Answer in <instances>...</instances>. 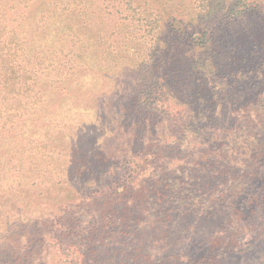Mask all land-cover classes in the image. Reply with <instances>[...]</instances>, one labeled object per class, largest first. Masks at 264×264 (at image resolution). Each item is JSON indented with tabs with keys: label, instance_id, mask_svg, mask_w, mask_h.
<instances>
[{
	"label": "trees",
	"instance_id": "1",
	"mask_svg": "<svg viewBox=\"0 0 264 264\" xmlns=\"http://www.w3.org/2000/svg\"><path fill=\"white\" fill-rule=\"evenodd\" d=\"M6 1L0 0L6 264H221L220 250L242 251L231 247L240 227L227 234L240 222L232 215L247 219L244 228L264 241V221L252 220L264 211L251 209L247 217L233 207L219 225L209 207L218 201L228 209L241 199L247 175L232 173L234 162L244 165L264 143V85L246 81L242 88L236 82L249 75L264 79V36L244 41L233 28L255 15L264 21V0H189L188 10L159 0L161 8L140 19L126 14L123 20L133 28L121 51L128 90L119 101L113 95L101 99L93 131L70 130L66 117L80 116L87 97L83 88L76 90L69 61L59 78L53 75L65 48L37 50L19 29L7 30ZM122 2L130 14L141 10L137 0ZM205 170L218 178L207 204L197 200L209 187L199 182ZM254 202L264 209V194ZM190 220L213 223L209 251L195 259L159 257L169 238L163 228Z\"/></svg>",
	"mask_w": 264,
	"mask_h": 264
},
{
	"label": "rangeland",
	"instance_id": "2",
	"mask_svg": "<svg viewBox=\"0 0 264 264\" xmlns=\"http://www.w3.org/2000/svg\"><path fill=\"white\" fill-rule=\"evenodd\" d=\"M181 4L186 10L189 7V0H175ZM147 2V5H144ZM9 0L5 2L4 12L6 18L11 19L6 21L7 30L19 29V35L26 42V45H34L39 48L45 47V51L55 53L57 49L65 48V54L59 58V69L53 72L56 78L60 77V69L69 61V67H72L71 76L74 84L79 85L76 90L83 88V93L87 100L83 102V107L80 109V116L74 114L66 117L70 121V130L75 127L81 130H94L95 116L94 110L101 109L102 100L105 97L113 95L117 101L120 100L122 94H126L128 90L121 69L127 67L121 58L123 47L129 45V36L132 37V24L130 21L123 20L126 14L136 15L140 19L151 8H161L159 0H137L136 5L141 7L139 12L130 14L127 6L122 0ZM27 4V5H26ZM130 26L129 28L127 27ZM235 26V31L239 32V36L244 41H248L249 37L264 36V21L255 15L248 19H243L238 27ZM219 35V33H217ZM5 38H10V33L6 32L3 35ZM128 38V40H127ZM249 43V42H248ZM246 45L241 46L243 49ZM34 50L33 51H37ZM240 51V50H239ZM71 53V54H70ZM77 56H80L79 58ZM66 58V59H64ZM221 58L227 60V55L224 54ZM62 60V61H61ZM61 61V63H60ZM75 61L78 65H75ZM68 63V64H69ZM121 63L123 66L121 67ZM246 66V65H244ZM248 71V70H247ZM245 74V72H243ZM249 75V74H248ZM67 76V78H68ZM247 77V78H246ZM63 78H66L63 77ZM62 78V79H63ZM246 81L260 83L264 85V79H254L253 75L238 78L236 82L241 83L242 88L246 85ZM132 87V85L130 84ZM129 87V86H128ZM245 88V87H244ZM244 92L246 90L244 89ZM242 94L243 93L242 90ZM102 99V100H101ZM101 100V101H100ZM96 103V107L94 104ZM117 109V106H116ZM114 110V108H113ZM240 110V109H239ZM238 111V110H237ZM232 113V112H231ZM72 118V121H71ZM234 123V120L232 121ZM259 151L254 154L253 158L248 160L243 159L242 162H234L235 169L232 173L242 174L246 172L244 179L246 182L243 188L242 196L239 201L233 202V206L224 209L218 201H213V206H209L213 213V222H219L221 225L230 216L231 211L238 210L248 217L251 209H264L257 207L254 202L255 196L264 194V143H259ZM252 156V155H251ZM249 156V157H251ZM35 160L41 159L40 156L34 155ZM250 159V160H249ZM244 175V174H242ZM197 177L199 173L197 172ZM249 179V180H248ZM218 178H215L210 171L201 172L200 185L206 183L209 187L206 188V195H198L197 200L202 199L203 203H212L210 190L212 184ZM217 188L214 189L215 196H219ZM212 199V200H211ZM6 205L0 206V213L7 211ZM251 215V214H250ZM235 221L242 222V218L231 216ZM252 216V220L258 222L264 221V213ZM246 219V217H243ZM247 220V219H246ZM244 220L242 223H233L228 228V233H231L237 227L233 248L237 245L242 251L222 249L217 253V261H222L221 264H264V241L254 233L249 232L244 228ZM1 223V222H0ZM1 226V225H0ZM171 229L163 232L168 233V240L164 242V247L156 253L159 257H167L170 254L175 256L189 255V259L202 257L210 249V236L213 234V223L205 222L204 220H190L187 226H182L177 222L173 225H168ZM6 229V228H5ZM4 230L0 229V264H6L9 259V250L7 249L6 236H2ZM224 238V237H223ZM230 239V235L224 238ZM238 248V249H239ZM155 253V251L153 250ZM46 261L51 260V255H44ZM53 258V257H52ZM186 258V257H183ZM120 260H117L119 262ZM168 264H185L183 260L175 259L168 260ZM189 260H185L188 262ZM133 264V263H126Z\"/></svg>",
	"mask_w": 264,
	"mask_h": 264
}]
</instances>
